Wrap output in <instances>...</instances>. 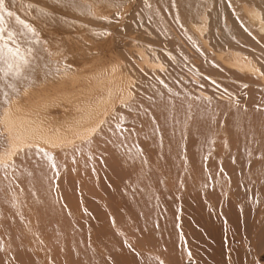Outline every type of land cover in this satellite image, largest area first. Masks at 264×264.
<instances>
[{
	"label": "rangeland",
	"instance_id": "obj_1",
	"mask_svg": "<svg viewBox=\"0 0 264 264\" xmlns=\"http://www.w3.org/2000/svg\"><path fill=\"white\" fill-rule=\"evenodd\" d=\"M232 80L0 173V264H264V85Z\"/></svg>",
	"mask_w": 264,
	"mask_h": 264
},
{
	"label": "bare ground",
	"instance_id": "obj_2",
	"mask_svg": "<svg viewBox=\"0 0 264 264\" xmlns=\"http://www.w3.org/2000/svg\"><path fill=\"white\" fill-rule=\"evenodd\" d=\"M0 16L30 64L0 77L4 177L46 159L76 168L107 127L159 120L161 100L188 106L233 77L264 85V0H4Z\"/></svg>",
	"mask_w": 264,
	"mask_h": 264
},
{
	"label": "snow or ice",
	"instance_id": "obj_3",
	"mask_svg": "<svg viewBox=\"0 0 264 264\" xmlns=\"http://www.w3.org/2000/svg\"><path fill=\"white\" fill-rule=\"evenodd\" d=\"M0 10H4V0H0ZM7 15L13 16L14 14L12 12H7ZM3 22V16H0V25H3ZM16 22L23 25L24 28L35 35V30L31 28L30 25L20 20L19 17L16 18ZM16 35L17 33L0 27V77L6 78L11 74L15 78H20L24 74L25 69L30 67L29 60L21 53V48L19 46L13 47L9 43L10 41L14 42V37ZM31 54L32 50L29 49L28 55ZM8 86L12 87V85ZM52 167H55L54 163Z\"/></svg>",
	"mask_w": 264,
	"mask_h": 264
}]
</instances>
